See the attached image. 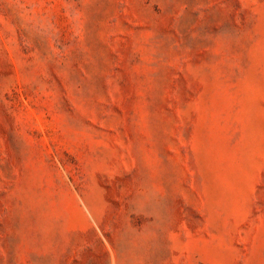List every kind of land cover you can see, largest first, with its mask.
<instances>
[{"label":"rangeland","instance_id":"rangeland-1","mask_svg":"<svg viewBox=\"0 0 264 264\" xmlns=\"http://www.w3.org/2000/svg\"><path fill=\"white\" fill-rule=\"evenodd\" d=\"M0 264H264V0H0Z\"/></svg>","mask_w":264,"mask_h":264}]
</instances>
